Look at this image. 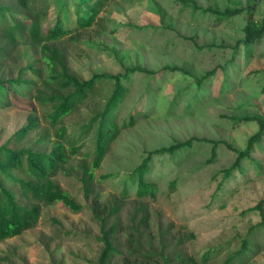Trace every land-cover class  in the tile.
<instances>
[{"label":"rangeland","instance_id":"obj_1","mask_svg":"<svg viewBox=\"0 0 264 264\" xmlns=\"http://www.w3.org/2000/svg\"><path fill=\"white\" fill-rule=\"evenodd\" d=\"M195 1L203 8L247 6V0ZM210 15L194 13L180 0H112L97 24L76 40H61L70 69L82 78L95 72L123 73L108 116L118 132L95 169L92 194L85 193L80 165L93 157V131L78 142L88 156L75 155L67 174L57 177L83 209L75 212L62 202L44 206L35 227L0 241V264H96L103 243L100 221L93 214L94 197L100 194L104 201L118 196L126 183L132 184L130 177L149 151L191 137L217 141L216 157L210 159L213 142L201 140L154 154L150 166L155 168L148 178L156 182V197L137 198L135 176L126 204L107 219V226L116 223V235L123 241L138 229L144 242L152 237L154 249L165 255L201 260L208 254L205 264H222L240 248L242 237L260 221L258 212L248 210L264 198V140L242 161L243 171L236 168L222 181L223 170L259 129L256 120L241 118L264 119V37L254 46H240L235 56L248 13L216 15L220 22ZM253 18L264 19V0H257ZM23 51L21 47L5 60L7 73L15 74L17 57L20 65L29 60L22 58ZM165 65L170 68L160 70ZM137 66L152 72L131 70ZM97 82L105 84L102 99L98 97L103 103L116 85L111 90L113 82ZM30 114L37 116L39 125L21 146L50 150L55 129L42 107L20 94L10 105H0V144L28 124ZM92 115L84 105L68 115L65 124L78 136ZM105 174L111 176L104 178ZM257 238L261 249L235 264H264L262 232ZM121 250L114 258L119 262L129 256L126 248Z\"/></svg>","mask_w":264,"mask_h":264},{"label":"trees","instance_id":"obj_2","mask_svg":"<svg viewBox=\"0 0 264 264\" xmlns=\"http://www.w3.org/2000/svg\"><path fill=\"white\" fill-rule=\"evenodd\" d=\"M111 1L0 0V105H10L16 101L19 94L26 99L34 100L42 107L43 116L55 129L56 136L51 142L50 150L21 146L22 139L39 125L37 116L30 114L28 124L20 128L8 141L0 144V241L35 227L44 206L62 202L72 211L78 212L83 209L84 206L63 188L57 177L60 174H67L75 155L84 153L88 156V152L82 151L83 144L78 142L86 139L93 131V157L90 163L84 159L80 165L85 193L92 194L91 183L96 177L95 169L101 166L118 132L113 131V124L116 127L117 123L108 116L111 102L121 85L123 73L95 72L89 78H82L70 69L61 40L65 37L76 40L84 31L97 24L101 19L100 13ZM180 1L191 7L194 13L215 16L218 22L222 20L217 19L216 15L230 17L247 12L248 19L243 28V37L234 46L235 56L240 46H254L253 44L260 43L264 37V19L258 22L253 18L257 0H247L245 7L225 9L203 8L195 0ZM21 47H24V51L21 52L22 58L28 57L29 60L20 65L17 57L14 67L17 68L15 74L11 75L5 69V60L14 57V53ZM36 52L38 56L35 55ZM168 68L170 66L165 65L160 70ZM171 68L177 69V66ZM216 69L207 71L204 77H209ZM131 70L152 72L141 66L133 67ZM99 79L113 82L111 90L116 85L111 97L105 99L103 103L98 97L101 98L105 84H99L97 82ZM84 105L89 106L93 115L88 121L83 122L78 136H75L76 133H70L65 121L68 115L81 110ZM97 107H101L102 110L95 111ZM32 109L36 111L37 106L34 105ZM113 116L115 118V115ZM241 119L256 120L259 129L248 138L245 149H237L235 161L223 170L222 181L230 177L236 168L243 171L242 161L250 157L255 149L260 148L259 143L264 140L263 118ZM194 140L213 142L210 159L216 157L214 150L218 142L198 137L151 150L130 177L132 184L134 177H137L136 197L139 199L156 197V182L149 181L148 178L155 168V165L150 166L154 154L174 151L181 146L190 145ZM110 176L111 174H105L104 178ZM172 182L173 180L169 184L172 185ZM130 184L126 183L121 194L110 199L103 201L100 194L94 197L93 214L100 221L102 235L99 239L103 243L96 264H205L209 258L208 254L203 255L200 260L190 255H165L162 251L155 250L152 237H148L144 242L142 232L138 229L130 233L124 241L117 237L118 225L113 223L108 227L107 219L117 215L126 204ZM217 187H220V183ZM146 205L142 204L141 207L146 208ZM248 211L258 212L260 221L251 226L249 233L242 237L240 248L222 264L241 263L244 258H249L261 249V240L257 237L262 232L264 242V198ZM103 212L105 215H102ZM145 246L149 247V250L145 249ZM121 247L126 248L129 256L119 262L114 258L122 254ZM132 255L136 256L135 260L131 259ZM157 255L159 257H156ZM161 259L163 262L159 263Z\"/></svg>","mask_w":264,"mask_h":264}]
</instances>
